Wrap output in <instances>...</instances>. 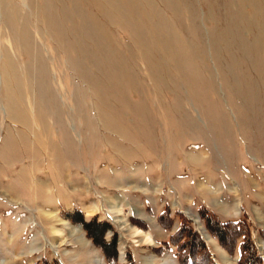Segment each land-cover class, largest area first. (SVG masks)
<instances>
[{
  "label": "rangeland",
  "instance_id": "1",
  "mask_svg": "<svg viewBox=\"0 0 264 264\" xmlns=\"http://www.w3.org/2000/svg\"><path fill=\"white\" fill-rule=\"evenodd\" d=\"M53 225L65 264H264V0H0V264H62Z\"/></svg>",
  "mask_w": 264,
  "mask_h": 264
},
{
  "label": "bare ground",
  "instance_id": "2",
  "mask_svg": "<svg viewBox=\"0 0 264 264\" xmlns=\"http://www.w3.org/2000/svg\"><path fill=\"white\" fill-rule=\"evenodd\" d=\"M61 8V7H60ZM62 10V9H61ZM42 186L39 185V186H35V189H34V195L32 194V200L34 199L35 200H38L42 195H41V188ZM231 192L235 195V196H238V190H237V187H235V184L232 185V188H231ZM115 200V199H114ZM237 206V209H239V206H240V201L237 202L236 204ZM94 208V211H98L97 207L93 206ZM110 211H111V223L113 224V226L119 231L120 233V236L121 238L126 235V234H129V235H133L134 239H140V238H143V240L147 241L148 243H151L152 244V240H151V236L150 234L146 233V232H142L140 230L141 228V222L139 221H131L132 224L138 226L137 228H133L131 226V223L129 221H127L124 217H122V214H121V211L118 209L116 203L113 201L111 202V207H109ZM236 209V210H237ZM46 217H52V219H54L55 217H53V213H45L44 214ZM138 215V214H137ZM56 223H58L59 221H55ZM59 225H53V227L51 228V235H52V239H48L45 237V235L43 233H40V237L42 238V241H43V244H44V248L46 249H49L52 251L54 257L56 260H58L60 263H64L60 253H59V248H60V240L62 239V237L64 238V235H63V231L60 230L58 228ZM66 231L68 232V234L70 236H75L77 235L78 231L76 229H73V228H70V227H66L65 228ZM80 236H77L76 237V240L79 239ZM204 239L206 240V243L210 244V243H213L211 238L208 237L207 235L204 236ZM136 242V241H135ZM62 243V242H61ZM80 243V242H79ZM154 243V242H153ZM214 244V243H213ZM153 245V244H152ZM258 249L260 251V254L262 255L263 259H264V243L263 242H258ZM38 250V249H37ZM37 250L35 251H32L31 253H34L36 252ZM119 260L120 261H123L124 260V246L122 244L121 248H120V252H119ZM78 256V255H77ZM76 256V257H77ZM80 256V254H79ZM78 256V257H79ZM83 256V255H82ZM81 258V257H80ZM224 258V257H223ZM223 258H221L222 260H224ZM99 264V261H95L93 260L91 257L89 258V262L88 264ZM65 264V263H64ZM74 264H77V263H74ZM145 264H152V262H148V260L146 259L145 260ZM165 264V263H164Z\"/></svg>",
  "mask_w": 264,
  "mask_h": 264
},
{
  "label": "trees",
  "instance_id": "3",
  "mask_svg": "<svg viewBox=\"0 0 264 264\" xmlns=\"http://www.w3.org/2000/svg\"><path fill=\"white\" fill-rule=\"evenodd\" d=\"M93 226V225H92ZM104 230V227H100L99 228V231H103Z\"/></svg>",
  "mask_w": 264,
  "mask_h": 264
}]
</instances>
